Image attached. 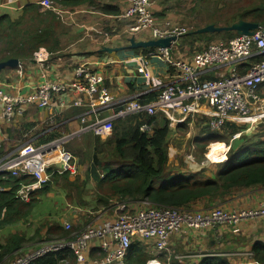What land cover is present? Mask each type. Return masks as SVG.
Masks as SVG:
<instances>
[{
    "label": "built area",
    "instance_id": "obj_1",
    "mask_svg": "<svg viewBox=\"0 0 264 264\" xmlns=\"http://www.w3.org/2000/svg\"><path fill=\"white\" fill-rule=\"evenodd\" d=\"M38 7L41 11L54 10L58 19L65 13L57 10L51 0H41ZM122 17L129 22L132 33H148L151 40L181 38L187 34L169 21L157 20L151 0H127ZM170 54V49H155L150 54L178 71L177 79L165 84L150 103H139L134 97H114L103 86V74L91 71L86 65L75 68L71 82L43 81L28 93L18 96L0 89V120L4 122H10L15 111L23 107L50 110L52 115L72 108H88L87 113L79 117V126L74 131L29 153L0 161L1 179L8 175L34 179L31 184L19 186L16 199L27 202L33 192L50 182L54 173L71 172L74 158L61 151L62 146L85 134L106 140L112 134L113 124L130 116L162 115L171 124H179L182 119L198 114L201 106L205 105L211 110L207 126L212 132L223 129L226 122L255 124L264 120V27L259 26L252 36H236L229 41L209 44L192 63L176 62ZM254 58L258 60L250 63L249 60ZM32 60L46 68L47 57L43 51L35 52ZM244 65L248 67L241 72ZM216 71H224V75L211 77ZM72 93L78 99L67 104V95ZM108 111L114 112L103 116ZM87 117L91 119L87 120ZM140 130L147 131L148 126H141ZM239 137V134L234 135L235 140ZM112 207L113 217L101 224L89 225L68 239L45 241L7 264H38L39 260L62 250L71 251L74 264H125L128 250L136 243L152 245L154 257L146 264H168L171 259L182 264L191 259L202 260L219 255L199 250L194 254L191 251L174 253L171 249L174 238L180 239L187 231L200 232L205 236L219 227L264 219V201L256 207L240 210L222 207L207 211L180 210L153 206L147 201L134 204L115 202ZM64 228L71 230L68 224ZM92 247L98 248L101 258L90 260L87 257ZM242 255L252 258L250 251ZM160 256L167 263L161 262ZM59 264L69 262L62 260Z\"/></svg>",
    "mask_w": 264,
    "mask_h": 264
},
{
    "label": "crops",
    "instance_id": "obj_2",
    "mask_svg": "<svg viewBox=\"0 0 264 264\" xmlns=\"http://www.w3.org/2000/svg\"><path fill=\"white\" fill-rule=\"evenodd\" d=\"M40 1L0 0V17L8 16L11 21H17L24 16L22 25L18 29L24 32L27 28H35L38 19L31 20L33 19V13L28 7H38ZM51 1L57 10L65 12L59 19L57 15L55 17L58 21L55 36L59 49L53 53H48L44 48L37 50L43 51L45 57H47V69L41 68L35 61L20 60L16 67L1 70L0 89H3L6 94L18 96L19 94L28 93L43 81L71 82L75 68L80 65H86L93 72L102 73L105 78L103 86L114 97H134L139 103H148L147 100L151 97L155 99L154 97L159 94L165 84L177 79L178 71L175 68L156 57H151L150 54H144L139 49L137 51L128 48L130 39L135 41H148L151 39L148 33L134 34L130 31L129 22L122 17L127 7V0H95L94 6H89L86 3L75 8L59 7L53 0ZM104 5L116 8L119 14L105 15L97 12L96 6ZM156 10L159 12V6L156 7ZM49 11L52 10L41 11L39 8L41 15H46ZM157 11L156 13L153 11L156 19L159 21L164 20V9L159 13ZM41 21L44 23L50 22L46 19V16H42ZM210 36H194L185 43L181 41L182 37L178 38L170 46L171 59L176 62L192 63L196 56L209 44L213 37ZM2 48L3 45L0 43V50ZM104 48L111 52H104ZM257 60L258 58H254L250 59L249 62L253 63ZM247 67V65H244L241 72H244ZM221 75H224V71H216L210 76L219 77ZM77 99L76 94H69L66 103L71 104ZM83 100L85 99L83 98ZM151 101L153 100L149 102ZM86 102L84 101V104ZM87 111L88 108L84 106L52 115L50 110L41 111L33 107L17 109L10 122L0 120V161L20 153H29L40 145L56 140L42 142L51 135L52 131L59 133L66 130L69 134L78 128L79 117L86 114ZM113 112L108 111L103 116ZM210 113V108L202 105L198 114L182 119V123L171 124L167 118L160 117L159 125H162V119H165L168 120L171 131L175 129L184 130L189 126L192 129V125H195V123H198L199 128L203 129L204 126H207ZM90 119L91 117H87V120ZM38 127L40 128L37 129ZM25 128L26 131H24ZM191 129L187 136L191 135ZM202 129V136L207 138ZM252 133L253 131L250 134ZM19 137L20 139L17 140ZM67 153L74 158V161L71 172H67L66 179L70 182L78 181L76 185L80 187L82 192L80 194L76 193L69 187L66 180V182L60 180L56 186L51 188L48 194L40 198L39 204L32 210L31 215L26 220L5 227L13 228L9 236L18 235L24 238V245L15 254L25 252L35 245L43 243L45 235L51 240H57V236L48 235V229L55 225L66 230L64 225L68 224L71 230L66 231H73L72 235H76L89 225L101 224L113 217L112 208L114 207L107 208L111 210V214H107V209H97L93 204V201H95L93 185L92 182H87L89 165L81 162L71 152ZM226 157L227 152L225 151V159H227ZM168 160L169 165L172 166L173 160L169 155ZM176 165H178L177 160L174 162V166ZM77 187L75 186L74 189L76 190ZM263 201V188L242 189L234 191L222 203L217 201L209 206L206 203H198L193 207V210H204L210 206L240 210L256 207ZM44 203L49 205L47 207L48 213L41 215L40 208ZM93 208H96V210L92 211ZM41 221H43L44 228L37 232L36 227L39 224L37 226H33V224ZM31 227L33 228L31 229ZM4 242L0 240L1 245ZM172 246L177 253L191 251L194 254L198 250L207 251L218 254L217 257L225 256L224 258L229 264H256L253 258L249 259L243 256L242 253L251 252L255 247L264 246V219L252 220L231 227H219L215 232L210 231L205 236H202L200 232L187 231L180 239L174 238ZM144 249L145 253L153 256V248L150 243H146ZM100 256L101 253L97 247H92L87 255L90 260H96ZM200 261V259H191L186 263L198 264Z\"/></svg>",
    "mask_w": 264,
    "mask_h": 264
},
{
    "label": "trees",
    "instance_id": "obj_3",
    "mask_svg": "<svg viewBox=\"0 0 264 264\" xmlns=\"http://www.w3.org/2000/svg\"><path fill=\"white\" fill-rule=\"evenodd\" d=\"M53 1L59 7L75 8L86 3L94 6L95 0ZM28 8L33 13L31 20H38L35 28H27L24 32L18 29L22 25L24 16L17 21H11L8 16L0 17V43L3 45L0 50V63L10 59L30 61L39 48H44L48 53L59 49L55 36L58 23L55 19L56 12L52 10L46 15H41L39 7L29 6ZM96 10L105 15L119 14L116 8L108 5L96 6ZM42 16H46L50 22H42ZM204 16L205 19L200 21L191 34H195V31L208 25L228 27L239 20L264 27V0H251L248 6L240 8L235 15L233 14L228 19L225 17L223 20L225 23L222 25L216 13L211 14L205 11ZM216 36L226 41L236 37L230 32H222ZM139 50L144 54H151L155 51V49ZM155 99L151 97L147 102ZM160 117L163 116H130L116 121L113 124L111 136L106 140H101L92 134H85L80 136L81 148H74L71 143L64 147L66 152H71L81 162L89 165L87 182H92L95 195L93 204L97 209L113 206L115 202L134 204L147 201L157 207L192 211L198 203H206L207 206L217 201L222 203L237 190L264 189V138L256 136L253 142L239 147L240 151H236L238 147L236 145V149L227 153L226 161L220 164L216 171L206 173V169L199 168V171L190 173L182 169L180 165H169L168 142L172 131L168 120L162 119V125H159ZM143 125L148 126L147 131L140 130ZM223 129L236 134L243 128L236 126L235 123L226 122ZM202 132L207 135L206 143L210 140L223 142V139H220L221 135L210 131L207 126L203 127ZM57 138V133L52 131L51 135L42 142ZM242 138L248 142V137L243 136ZM231 148L232 146H229V149ZM67 175V172L54 173L50 182L45 183L40 190L33 192L27 202L16 199V191L21 184L33 183V178H15L10 175L6 179L0 178V230L26 220L39 204L40 198L48 194L60 180L66 182ZM210 207L199 211H207L211 209ZM72 233L73 231H66L57 225L48 229V235H55L58 239H68ZM23 245V237L8 236L4 244H0V264H4L6 258L13 257ZM251 253L256 264H264V246L255 247ZM153 257L145 253L140 244L136 243L125 258V264H146ZM62 260H68L69 264H74L71 251L62 250L48 255L39 260L38 264H59ZM159 260L167 263L163 256H160ZM168 264L180 263L171 259ZM198 264L229 263L224 257H210L202 259Z\"/></svg>",
    "mask_w": 264,
    "mask_h": 264
},
{
    "label": "rangeland",
    "instance_id": "obj_4",
    "mask_svg": "<svg viewBox=\"0 0 264 264\" xmlns=\"http://www.w3.org/2000/svg\"><path fill=\"white\" fill-rule=\"evenodd\" d=\"M151 1L153 3V11L155 13L157 11L156 7L158 6L160 8L159 12L164 9V12H163L165 15L164 20L169 21L170 23L177 25L178 27H181L187 33V35L181 38V41H184L185 43L186 41L192 39V37L194 36H207V35L210 36L209 34H201V35L189 34L190 32L194 31L197 25L200 24L201 20L205 19V16H204L205 11L211 14L216 13L217 18L218 20H220V24L222 25L225 23L223 21L225 17L226 19H228L233 14L235 15V13L238 12L240 8H242L243 6H248L251 0H151ZM159 12L157 11V13ZM107 21L109 22V20ZM106 32L110 33L109 31H106ZM211 36H213L212 37L213 39L211 38V41L209 42V44L226 41V40H223L221 37L216 36V34L215 35L213 34ZM235 125L243 128L242 131H239V133H236V134L234 133L231 134L230 131L226 129H221L220 131L214 132V133L217 132L216 134L221 135L220 139H223L222 140L223 142H219L220 140L219 141L210 140L209 143H206L205 141H207V138L202 136L201 134L202 128H199L198 123L197 124L195 123V125H192V129L189 126L184 130H180V129L172 130L171 136L169 138L170 142H168V155L173 160L172 164L174 165L175 160H177V164L180 165L182 169H186L190 173L199 171V168L201 170L206 169L207 171L206 173H210V171H213V170L216 171V169L218 170V166L220 165V164L213 163L214 154H215V151H214L215 145L222 146L224 150L227 151L228 153L232 151L233 149H236V145H238L236 149L237 151L239 147L247 145L249 142H253V140L256 139V136H261V138H264V120L257 122L255 124H252L251 122L249 123H244V122L239 123L238 122V123H235ZM39 128L40 127H38L37 129ZM190 129L192 133L190 136H187V133L190 131ZM24 131H26V128ZM252 131L253 133L250 134ZM65 134H67L66 130H62L59 133H57L58 136L61 135L60 137H62ZM238 134L240 135V137L235 140L234 135H238ZM243 136L248 137L247 139L248 142L244 140L245 138H242ZM19 139L20 137L17 140ZM243 141L245 142L242 143ZM214 142H217V143H214ZM70 143L72 144L74 148H81L80 136L76 138L75 140L73 139L69 141L65 147H67V145H69ZM229 146H232V148L229 149ZM62 147L60 148V150L65 151V149H62ZM218 154H222V152H218ZM77 182L78 181L76 182L67 181V184L73 191L80 194L82 191L80 187H77L76 185ZM75 186L77 187L76 190L74 189ZM48 206L49 205L47 203L42 204L40 208L41 215L48 213V208H47ZM107 208H109V206L104 207V209H107ZM91 210L92 211L96 210V208H93ZM107 210H108L107 214H111V210L110 209H107ZM38 224L39 226H37ZM33 226H37L36 227L37 232L41 231V229L44 228L43 221L38 222V223L34 222ZM32 228L33 227H31V229ZM2 229H1V234H0L1 235L0 240L4 242L5 239L8 238L9 233L11 229L13 228L10 227V228H5L3 230ZM45 241L49 242L51 241V239L47 235H45V239L43 242ZM39 245L40 244L35 245L34 247H32L31 249H28L27 251L36 249L38 248ZM172 247L173 246H171V249L173 250V252L177 253ZM176 249H178V247H176ZM27 251L15 254L13 257L6 258L4 263L7 264L11 260H13L16 256L23 255Z\"/></svg>",
    "mask_w": 264,
    "mask_h": 264
},
{
    "label": "water",
    "instance_id": "obj_5",
    "mask_svg": "<svg viewBox=\"0 0 264 264\" xmlns=\"http://www.w3.org/2000/svg\"><path fill=\"white\" fill-rule=\"evenodd\" d=\"M259 28L256 23H250L243 20H239L228 27H215L213 25H208L201 29L195 31L196 34H219L222 32L234 33L236 36H252L254 31ZM176 37H168L158 40H148V41H135L134 39L129 40L128 48L130 50L138 49H166L171 46L172 43L176 42ZM104 52H111L110 50L104 48ZM32 61V60H31ZM19 61L17 59H10L5 62L0 63V71L5 68H14L17 66Z\"/></svg>",
    "mask_w": 264,
    "mask_h": 264
},
{
    "label": "bare ground",
    "instance_id": "obj_6",
    "mask_svg": "<svg viewBox=\"0 0 264 264\" xmlns=\"http://www.w3.org/2000/svg\"><path fill=\"white\" fill-rule=\"evenodd\" d=\"M178 39V38H177ZM166 49H170L171 50V48L170 47H168V48H166ZM170 58H171V54H170ZM35 60H32V62H34ZM36 62V61H35ZM47 63V62H46ZM46 63H45V66H46ZM19 64V63H18ZM170 66V65H169ZM16 67V66H15ZM151 102H153V101H151ZM148 103H150V102H148ZM67 135V134H66ZM61 138V137H60ZM50 143V142H49ZM214 151H215V154H214V161H213V163L214 164H222V163H224L225 161H226V159H225V154H224V152H225V150H224V148L222 147V146H220V145H215L214 146ZM218 152H222V154H218ZM57 153V152H56ZM58 154V153H57ZM133 247V246H132ZM132 247L128 250V254L131 252V250H132ZM140 247L144 250V247H145V244L144 243H141L140 244ZM128 254H127V256H128ZM102 256V255H101ZM126 256V257H127ZM225 257V256H224Z\"/></svg>",
    "mask_w": 264,
    "mask_h": 264
}]
</instances>
